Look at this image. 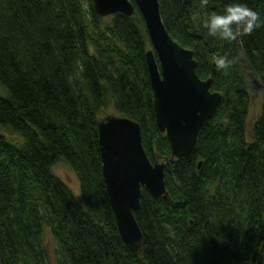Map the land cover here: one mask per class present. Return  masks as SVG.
<instances>
[{
    "label": "trees",
    "instance_id": "trees-1",
    "mask_svg": "<svg viewBox=\"0 0 264 264\" xmlns=\"http://www.w3.org/2000/svg\"><path fill=\"white\" fill-rule=\"evenodd\" d=\"M157 2L167 34L192 52L196 76L210 79L220 101L191 153L164 168L167 198L140 187L133 250L108 204L96 125L110 108L138 123L151 163L169 159L139 13L100 17L90 0H0V264H48L45 229L53 264H264V25L233 42L203 27L231 3L264 20V0ZM217 53L235 60L227 74ZM248 78L260 104L247 127ZM59 161L75 173L80 203L51 171Z\"/></svg>",
    "mask_w": 264,
    "mask_h": 264
},
{
    "label": "water",
    "instance_id": "water-1",
    "mask_svg": "<svg viewBox=\"0 0 264 264\" xmlns=\"http://www.w3.org/2000/svg\"><path fill=\"white\" fill-rule=\"evenodd\" d=\"M100 17L139 13L149 42L144 53L151 89L154 125L169 144V159L151 163L141 145L137 122L106 115L96 125L100 174L121 241L136 249L141 232L133 217L143 186L151 197L167 198L164 168L193 150L202 124L211 118L220 94L209 90L210 79L194 71L192 52L173 41L164 29L157 0H90ZM200 162L197 163V167Z\"/></svg>",
    "mask_w": 264,
    "mask_h": 264
},
{
    "label": "clouds",
    "instance_id": "clouds-1",
    "mask_svg": "<svg viewBox=\"0 0 264 264\" xmlns=\"http://www.w3.org/2000/svg\"><path fill=\"white\" fill-rule=\"evenodd\" d=\"M201 6L206 7L209 0H200ZM264 25L258 12L244 3H231L227 5L222 14L213 12L203 24L212 37H219L228 42L236 41L239 37L250 35L254 30ZM212 61L218 70L227 74L229 68L235 63L227 54L217 53Z\"/></svg>",
    "mask_w": 264,
    "mask_h": 264
},
{
    "label": "rangeland",
    "instance_id": "rangeland-1",
    "mask_svg": "<svg viewBox=\"0 0 264 264\" xmlns=\"http://www.w3.org/2000/svg\"><path fill=\"white\" fill-rule=\"evenodd\" d=\"M105 17V16H104ZM247 85L249 90V106L246 116V126L248 127L257 117L259 104H260V90L259 85L256 82L255 79H247ZM0 94L1 91H0ZM106 115H115L114 112L108 108L100 115V119L103 118ZM21 137L19 138V141L21 142ZM156 162L163 161L162 159H156ZM52 173L62 181V183L68 188V190L71 192V194L74 196V198L80 203L81 197L78 189V183L75 176V173L72 171L71 168H69L66 164L63 162H56L51 167ZM41 251L43 254V257L45 261L48 264L54 263V244L53 239L47 229L43 231L42 237H41Z\"/></svg>",
    "mask_w": 264,
    "mask_h": 264
}]
</instances>
